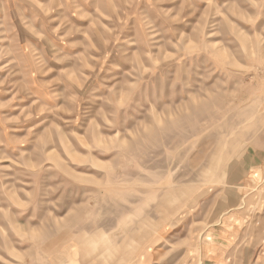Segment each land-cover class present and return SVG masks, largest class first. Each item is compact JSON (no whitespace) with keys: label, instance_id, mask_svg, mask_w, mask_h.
<instances>
[{"label":"rangeland","instance_id":"obj_1","mask_svg":"<svg viewBox=\"0 0 264 264\" xmlns=\"http://www.w3.org/2000/svg\"><path fill=\"white\" fill-rule=\"evenodd\" d=\"M255 203L264 0H0V264H198Z\"/></svg>","mask_w":264,"mask_h":264},{"label":"crops","instance_id":"obj_2","mask_svg":"<svg viewBox=\"0 0 264 264\" xmlns=\"http://www.w3.org/2000/svg\"><path fill=\"white\" fill-rule=\"evenodd\" d=\"M249 208L221 213L204 234L198 264H264V206L261 212L256 203Z\"/></svg>","mask_w":264,"mask_h":264}]
</instances>
